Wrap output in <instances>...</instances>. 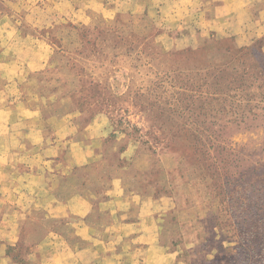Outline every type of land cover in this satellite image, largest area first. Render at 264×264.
<instances>
[{"label": "rangeland", "instance_id": "obj_1", "mask_svg": "<svg viewBox=\"0 0 264 264\" xmlns=\"http://www.w3.org/2000/svg\"><path fill=\"white\" fill-rule=\"evenodd\" d=\"M27 21L22 34L53 50L42 105L78 124L103 117L117 155H145L182 264H264V37L240 46L128 13L82 25L45 4ZM32 242L8 250L14 263L35 264Z\"/></svg>", "mask_w": 264, "mask_h": 264}, {"label": "crops", "instance_id": "obj_2", "mask_svg": "<svg viewBox=\"0 0 264 264\" xmlns=\"http://www.w3.org/2000/svg\"><path fill=\"white\" fill-rule=\"evenodd\" d=\"M41 4L77 24L128 13L244 46L264 37V0H0V264H16L8 250L25 235L35 264H182L145 155H117L103 117L78 124L42 105L35 82L53 50L22 34Z\"/></svg>", "mask_w": 264, "mask_h": 264}]
</instances>
